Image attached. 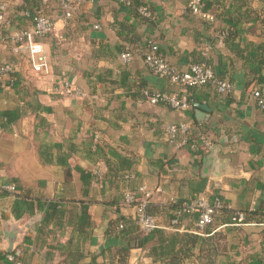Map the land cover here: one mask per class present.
<instances>
[{
	"label": "crops",
	"instance_id": "crops-1",
	"mask_svg": "<svg viewBox=\"0 0 264 264\" xmlns=\"http://www.w3.org/2000/svg\"><path fill=\"white\" fill-rule=\"evenodd\" d=\"M1 1L0 64L9 63L17 81L0 75V185H16L0 194V244L4 223L28 224L13 250L19 264H115L107 248L116 246H128L125 264H151L147 248L113 226L119 217L134 220L141 187L150 191L149 214L161 220V205L219 195L246 220L213 219L224 236L216 264H264V112L250 94H264V0H202L209 18L192 12L191 0H131L140 3L136 11L120 0H83L70 16L58 0ZM23 9L52 21V30L36 37L46 72L31 69L15 38L32 26ZM147 45L178 70L204 63L232 89L171 83L144 63ZM66 86L79 93H64ZM143 90L172 93L190 106L151 103ZM196 102L207 108L201 120ZM4 110L17 116L2 125ZM181 122L203 133L239 173L215 185L205 155L167 139L165 126ZM180 223L195 225L190 217ZM67 252L81 255L62 261ZM7 253L0 248V264H12Z\"/></svg>",
	"mask_w": 264,
	"mask_h": 264
},
{
	"label": "built area",
	"instance_id": "built-area-1",
	"mask_svg": "<svg viewBox=\"0 0 264 264\" xmlns=\"http://www.w3.org/2000/svg\"><path fill=\"white\" fill-rule=\"evenodd\" d=\"M60 9L63 11L65 16H70L72 10L83 0H58ZM190 9L194 13H201L205 17H210L206 13L201 11V0H191L189 3ZM139 11L144 15H147L146 8L142 5ZM26 17H29L28 11H23ZM32 26L30 30H23L16 34L15 38L21 41L26 49L27 59L31 69L35 72H46L48 70V60L43 50L42 43L36 37L43 36L52 30V21L44 13H35L30 16ZM0 23H6V6L3 1L0 0ZM155 47L150 46V49L144 53V63L149 67L155 74L167 78L171 83L181 85L183 87H191L197 85L212 84L215 86L219 93L226 94L232 89V83L226 79L217 78L211 68L204 66L199 63H191L187 69L178 70L170 65L163 57L155 53ZM123 60L130 58L129 52H122L120 54ZM12 69L9 63L0 64V75L6 74ZM64 93L67 94H78L77 89L66 86L63 89ZM143 94L146 95L147 99L151 103L163 102L167 103L175 108H186L190 106V103L185 98H179L172 93H165L159 91H148L143 90ZM254 98L255 104L258 109L264 112V94L254 89L250 92ZM167 139L170 142H174L177 146L189 144L190 147L195 148L196 144L186 139L185 134L187 132V126L185 123H169L165 126ZM203 144L210 148L211 144L208 140H202ZM143 190V197L137 201L135 205L134 219L138 226L144 230L149 231L156 226L155 218L145 211V205L150 195V191L144 187L140 188ZM16 191V185L13 182L4 183L0 185V194L5 192ZM125 201L130 202L132 195H125ZM182 207L179 211H198L195 226L198 230H201L207 223L212 219V216L217 214L222 207L231 209V205L224 203L222 198L214 196L211 200L206 197H198L192 201L181 204ZM177 211V212H179ZM243 219V213L237 211L230 217L232 223L237 224ZM15 264H19L16 262Z\"/></svg>",
	"mask_w": 264,
	"mask_h": 264
},
{
	"label": "trees",
	"instance_id": "trees-1",
	"mask_svg": "<svg viewBox=\"0 0 264 264\" xmlns=\"http://www.w3.org/2000/svg\"><path fill=\"white\" fill-rule=\"evenodd\" d=\"M120 2L124 3L130 8H133V10H135L137 5L140 4L137 2H132L131 0H120ZM203 6L204 4L201 0V11L203 10ZM23 11H28L30 16L34 15L35 13H42L39 10L31 11L29 9H23L22 13ZM30 16L28 18H30ZM148 49H150V45L145 47L146 51H148ZM154 51L156 54L160 55L157 52V49ZM195 63L207 66L201 62ZM6 75L10 82H12V85L16 83V72L12 71L11 69L6 73ZM141 94L144 98H146V95L143 94V91H141ZM16 116L17 113L14 111L4 110L2 112L1 124L5 125L11 122ZM185 137L188 141L196 144V147L193 150L197 154L204 156L210 151L211 148H207L203 144L202 140H208L210 144L211 141L203 133L187 131ZM214 196L219 195L213 193L209 196H206V198L211 200ZM224 203L226 204L227 202L224 201ZM181 207V204L176 203L161 205L159 214L165 217V220L155 218L156 226L149 231L142 230L135 222L134 218V220H132L119 217L113 222V226L128 242L133 241L137 245L147 248L148 255L152 257L151 264H185L186 262L192 261H195L197 264H216V257L222 250L224 236L221 230H214L211 226L213 219H216V217H225V220L223 221L224 224H234L230 220V217L238 210L234 208L228 209L226 207H222L217 214L212 216L211 221L204 226L205 228L198 230L195 225H191L192 227H184L180 223L183 217H190L195 223L198 211H179ZM145 211L149 213L148 203L145 205ZM244 213L242 221L235 225L241 224L246 220ZM49 217L50 213L47 211L46 215L44 216V220ZM79 224H81V221ZM107 249L109 251L108 253L110 263L113 262L114 256L116 255L117 259H115V264H125L124 259L128 250V246H116L113 248V250L111 247H108ZM80 255L81 253L79 252H67L66 257H64L62 261H68L70 258L69 262H74ZM6 256L8 261L12 262V264L19 262L17 259V254L14 252L7 253ZM89 264L101 263H98L95 261V259H93V261Z\"/></svg>",
	"mask_w": 264,
	"mask_h": 264
},
{
	"label": "water",
	"instance_id": "water-1",
	"mask_svg": "<svg viewBox=\"0 0 264 264\" xmlns=\"http://www.w3.org/2000/svg\"><path fill=\"white\" fill-rule=\"evenodd\" d=\"M195 105V115L198 120L203 119L204 112L207 110L206 106L201 103H194ZM203 166L204 170L207 172L210 178L213 180L215 185H220V178L222 175H236L239 173V169L236 167H232L229 163L228 158H222L218 156L217 149H211L204 157H203ZM28 224L24 226H18L17 223H4L3 224V244H0V248L8 253L13 252L16 247L17 242L19 241V234L24 233V228Z\"/></svg>",
	"mask_w": 264,
	"mask_h": 264
}]
</instances>
